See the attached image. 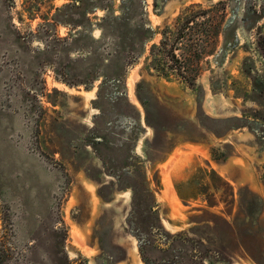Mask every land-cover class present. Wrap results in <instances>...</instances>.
Wrapping results in <instances>:
<instances>
[{
    "label": "rangeland",
    "instance_id": "374dc122",
    "mask_svg": "<svg viewBox=\"0 0 264 264\" xmlns=\"http://www.w3.org/2000/svg\"><path fill=\"white\" fill-rule=\"evenodd\" d=\"M131 1L0 0V264H264V0ZM193 5L196 88L148 67ZM224 13L237 45L192 59Z\"/></svg>",
    "mask_w": 264,
    "mask_h": 264
},
{
    "label": "trees",
    "instance_id": "16d2710c",
    "mask_svg": "<svg viewBox=\"0 0 264 264\" xmlns=\"http://www.w3.org/2000/svg\"><path fill=\"white\" fill-rule=\"evenodd\" d=\"M122 2V6H121V12L122 15L120 17H117L116 20H125V18L127 17V13L128 11L131 9V6L134 5L133 1L131 0H121ZM223 5V3L220 4V6ZM190 10V9H188ZM215 10V9H214ZM212 9L207 10V11H197V6L193 5L191 6V12L193 13V16L189 19H187L186 22V26L182 27V34H180L179 37L176 38V40L174 41V43L171 45V38L168 36V34H172V31L170 30V28L168 27L163 33V40L161 41L160 45H153L151 48V52L149 55V60H150V64H149V69H153L155 70L158 74L168 77L170 74L175 75L177 78H179L180 80H182L184 83H186L187 85H189V87L192 88H196V81L199 77V75L201 74V69L200 67H196V66H189L186 64H183L180 60V58L178 57V55L176 54L177 50L182 51V47L180 49V44L183 42L181 41L182 39H184L185 37V30L188 28L189 31L192 29V27H189V25H191V23L195 22V19L198 17H203L204 15L209 16L210 14H215V11ZM224 18L223 23L221 25H219V27L214 26L213 24L210 25L209 30H207V35L209 38H211L210 40H212L210 43L209 47H205V49H201L200 45L198 42H192L191 47L196 49V51H193V54H191L193 56L192 59H197L200 60L203 56L205 55H213L214 54V48L217 45V42L219 40V38L222 36L224 37V47L223 50H229L234 48L237 45V35H236V30L235 27L233 28L232 23H230L229 21L225 20L226 19V14L224 13L222 15ZM109 19V18H108ZM213 21L215 22L214 18H211V20L209 19L208 22ZM146 20L143 21V24L145 25ZM206 24V23H205ZM151 30V35L146 36L147 35V31ZM145 27L140 28V30L142 31V35L138 36L140 42L142 43V48H146L147 44L154 38L155 36V32L152 31L153 29H151V27ZM119 40L121 41L122 44H127L126 41L127 39L125 37L120 36ZM189 41H191V39H189ZM194 43L196 44V46H194ZM133 44V42H132ZM183 45V43H182ZM181 45V46H182ZM190 46V45H189ZM212 47V48H211ZM130 48V46H129ZM212 49V50H211ZM130 58L129 61L126 63V65L124 67H122V69H118L119 73V83L124 82V80L126 79V75L128 73V71L130 69H133L134 66L136 65V63L138 62V57L133 54V52L129 49L128 50ZM132 52V53H131ZM145 52V50H144ZM163 56V59H162ZM165 59H169L173 62V65H165L163 63V61ZM122 72V73H121ZM104 81H106L107 77H104ZM142 105L144 106L145 110L148 112V107L146 105V102L143 101V99H141ZM127 106L133 111L134 113V118L137 119V121L140 120V113L138 112V110L131 105L129 102L127 103ZM146 123L148 126L152 127L155 131L157 130V127L152 124L148 117L146 119ZM136 133L139 134L140 132L143 131V128L141 127L140 123L138 122V127L136 128ZM216 135L221 136L220 133L218 132H214ZM145 161H142L141 159L137 158L134 159L132 164H128V171H127V176L128 177H132L135 178L138 174L139 171L144 173V177H145ZM113 174V173H111ZM118 180H122L123 178V174H114ZM135 183H130L131 188L134 189L135 194L137 195L138 193V189L136 188ZM144 192L149 193V189L144 188L143 189ZM142 192V191H141ZM151 194V193H150Z\"/></svg>",
    "mask_w": 264,
    "mask_h": 264
}]
</instances>
